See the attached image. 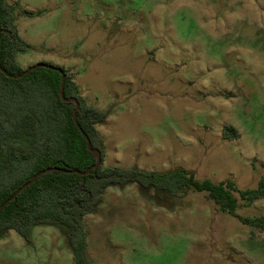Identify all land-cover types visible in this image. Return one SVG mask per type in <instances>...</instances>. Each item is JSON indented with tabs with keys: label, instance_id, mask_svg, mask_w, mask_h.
Here are the masks:
<instances>
[{
	"label": "rangeland",
	"instance_id": "obj_1",
	"mask_svg": "<svg viewBox=\"0 0 264 264\" xmlns=\"http://www.w3.org/2000/svg\"><path fill=\"white\" fill-rule=\"evenodd\" d=\"M41 62L70 72L97 126L104 166L232 182L236 216L206 193L110 186L82 219L90 264H264V0H7ZM27 12H40L29 16ZM226 127L240 134L226 140ZM70 230L35 222L0 233V264H75Z\"/></svg>",
	"mask_w": 264,
	"mask_h": 264
},
{
	"label": "trees",
	"instance_id": "obj_2",
	"mask_svg": "<svg viewBox=\"0 0 264 264\" xmlns=\"http://www.w3.org/2000/svg\"><path fill=\"white\" fill-rule=\"evenodd\" d=\"M15 12L0 0V209L45 173L0 211V233L27 238L35 222L56 220L70 230L74 263L90 264L82 219L96 212L108 187L130 183L172 197L206 193L223 212L236 216L233 193L238 190L232 182H200L182 168L158 174L105 167L97 126L106 114L88 105L65 68L41 62L23 69L17 63L30 45L20 36ZM224 138L237 140L240 134L226 127ZM239 194L249 204L263 199L264 176L256 189ZM243 222L264 232V218Z\"/></svg>",
	"mask_w": 264,
	"mask_h": 264
},
{
	"label": "water",
	"instance_id": "obj_3",
	"mask_svg": "<svg viewBox=\"0 0 264 264\" xmlns=\"http://www.w3.org/2000/svg\"><path fill=\"white\" fill-rule=\"evenodd\" d=\"M67 101H69V100H67ZM44 173H45V172H41L36 178L41 177L42 175H44ZM36 178L33 179V180L31 181L30 184H32L33 182H35ZM30 184H29V185H30ZM29 185H25L24 187H22V188L16 193V195L14 196V198L17 197V196H18L22 191H24L26 188H28ZM14 198H13V199H14ZM13 199H10L9 201H7V203L1 207L0 211L3 210V208H4L5 206H7L8 204H10L11 201H12Z\"/></svg>",
	"mask_w": 264,
	"mask_h": 264
},
{
	"label": "crops",
	"instance_id": "obj_4",
	"mask_svg": "<svg viewBox=\"0 0 264 264\" xmlns=\"http://www.w3.org/2000/svg\"><path fill=\"white\" fill-rule=\"evenodd\" d=\"M23 69H25V68H23Z\"/></svg>",
	"mask_w": 264,
	"mask_h": 264
}]
</instances>
